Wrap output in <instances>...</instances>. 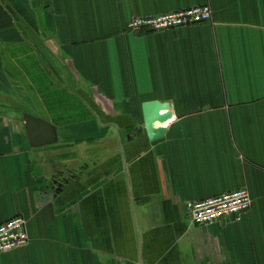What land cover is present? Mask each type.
Returning a JSON list of instances; mask_svg holds the SVG:
<instances>
[{"label": "crops", "instance_id": "0c3cea01", "mask_svg": "<svg viewBox=\"0 0 264 264\" xmlns=\"http://www.w3.org/2000/svg\"><path fill=\"white\" fill-rule=\"evenodd\" d=\"M202 5L210 23L126 29ZM150 102L174 114L154 143ZM25 115L58 141L31 147ZM242 188L241 221L190 224L187 202ZM19 216L0 264H264V0H0V225Z\"/></svg>", "mask_w": 264, "mask_h": 264}, {"label": "built area", "instance_id": "2783aa9c", "mask_svg": "<svg viewBox=\"0 0 264 264\" xmlns=\"http://www.w3.org/2000/svg\"><path fill=\"white\" fill-rule=\"evenodd\" d=\"M212 9L208 5L193 6L148 17H135L128 21L127 31L134 34L166 32L197 27L210 23ZM189 222L195 227H210L226 222H238L252 208L248 190L242 188L212 198L186 203ZM29 243L27 221L19 216L0 225V255L24 248Z\"/></svg>", "mask_w": 264, "mask_h": 264}, {"label": "water", "instance_id": "95a60500", "mask_svg": "<svg viewBox=\"0 0 264 264\" xmlns=\"http://www.w3.org/2000/svg\"><path fill=\"white\" fill-rule=\"evenodd\" d=\"M144 128L150 142L162 141L168 131V126L174 121L170 103L150 102L143 105ZM27 138L31 147L53 145L58 141L57 129L47 121L24 116ZM58 192L63 184L57 183Z\"/></svg>", "mask_w": 264, "mask_h": 264}]
</instances>
